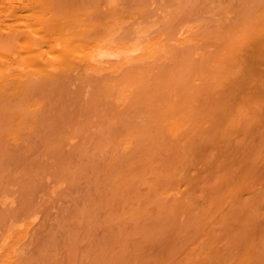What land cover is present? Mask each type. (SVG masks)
<instances>
[{
    "label": "bare ground",
    "instance_id": "bare-ground-1",
    "mask_svg": "<svg viewBox=\"0 0 264 264\" xmlns=\"http://www.w3.org/2000/svg\"><path fill=\"white\" fill-rule=\"evenodd\" d=\"M170 1L156 33L107 37L115 6L99 37L67 48L78 28L51 1L0 0V96L21 100L7 110L39 126L63 108L35 145L5 133L15 154L0 168H18L20 190L0 264H264V0ZM71 71L98 76L88 102L42 95Z\"/></svg>",
    "mask_w": 264,
    "mask_h": 264
},
{
    "label": "rangeland",
    "instance_id": "rangeland-1",
    "mask_svg": "<svg viewBox=\"0 0 264 264\" xmlns=\"http://www.w3.org/2000/svg\"><path fill=\"white\" fill-rule=\"evenodd\" d=\"M52 2L54 13H64L67 15L69 22L74 21L73 26L76 25L78 28L75 36H70L69 46L67 48H72L76 38L82 40H91V38L97 37L100 33L104 32V29L107 28L110 23H113L111 17L113 15L112 11L108 12V9H112L115 6L120 10V13L116 14V27L113 29L112 33L107 37H117L121 39H134V31L138 28H143L145 25L152 26L153 32H158V26L161 24L162 15L164 10L171 4L170 0H49ZM193 2V0H185ZM195 5L199 3V0H194ZM188 4V3H187ZM185 6V7H184ZM184 8L189 6L184 5ZM9 30L0 29V33L5 35ZM118 31L116 34L114 32ZM68 34L71 33V29H68ZM99 37V36H98ZM39 45L36 46V48ZM15 49L19 50V45H15ZM58 50V51H57ZM63 45H58L56 52L63 55ZM40 53V52H39ZM16 55L15 57H18ZM65 58V57H64ZM83 53L82 50L76 52L72 57V60L77 63H82ZM73 63V62H72ZM63 65H66V62H63ZM50 70V68H49ZM48 70V71H49ZM67 84L62 89H57L51 86L52 91L47 92L44 90L42 95L48 94L46 98H58L57 95H62L63 100H67L70 96H74L73 99L79 101L81 104L88 102L91 99L93 92L95 91V86L99 82L98 76L84 71L77 72L71 71L67 77ZM41 84V81L37 79H31L29 82L25 83L23 86L28 85L27 87H32L36 89ZM46 86V85H43ZM50 93V94H49ZM19 96L15 93H11L8 96H0V154H5L4 156H9L6 159V162L12 161V155L15 154V150L9 144L2 143L3 138L6 136L5 133L10 131H15L18 142H23L24 146L29 144L35 145L41 142L42 139L51 138L58 128L61 127V124L57 121V117L63 111L62 107H58L55 110L51 111L50 118L46 119L43 116L39 126L37 124H32V120L29 118L22 119L20 124H16V118L14 114L10 113L7 110L8 106L12 104H19ZM38 96H34V100H38ZM26 101L28 104L32 105L31 110L26 114L28 115H37L41 111H37V106L34 104L35 101ZM13 107V106H12ZM93 111V110H92ZM94 112V111H93ZM25 116V115H24ZM24 118V117H23ZM18 120V119H17ZM92 125H96L99 128L98 122H92ZM107 119L104 121V126H106ZM33 125L35 127L34 132H28L26 127ZM91 125V126H92ZM90 126V127H91ZM91 128V133L89 135L94 136L97 128ZM95 132V133H94ZM7 137V136H6ZM95 137H89L83 139V141H93ZM77 140H70L71 143H74ZM7 142V140H6ZM8 143V142H7ZM40 152H43L40 151ZM18 175V168L10 166L7 169L6 166L0 168V217L2 213L7 212L10 209L13 198L12 192L20 190L19 186L13 185V177ZM11 180L8 182V180ZM39 181L45 183H38L36 188H26L27 192H30V199L34 201L36 205H40L46 199V186L51 183V180H45L41 175L37 177ZM36 182V179H34ZM12 220H8L5 223L0 222V245L3 244V239L8 234L10 229V224ZM39 221L38 219L36 220ZM103 236V234H101ZM152 250V248H149Z\"/></svg>",
    "mask_w": 264,
    "mask_h": 264
}]
</instances>
